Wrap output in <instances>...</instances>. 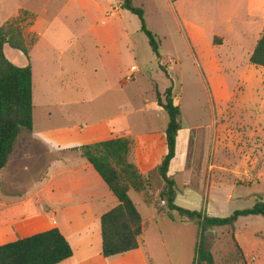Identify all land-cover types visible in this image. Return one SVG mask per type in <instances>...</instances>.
Here are the masks:
<instances>
[{
  "label": "rangeland",
  "instance_id": "374dc122",
  "mask_svg": "<svg viewBox=\"0 0 264 264\" xmlns=\"http://www.w3.org/2000/svg\"><path fill=\"white\" fill-rule=\"evenodd\" d=\"M120 4L121 0H0V26L20 10L36 19L32 30L39 41L29 55L35 131L64 122L84 126L113 116L130 122L134 133L147 127L158 130L168 117L155 104L154 86L163 94L172 83L182 129L177 135L178 161L189 155L190 162V174L175 178L179 188L175 205L218 218L251 208L257 199L241 198L249 191L240 187L247 180L233 170L248 159L243 153L256 141L250 136L258 107L264 123V68L249 62L264 35V0H135L160 43V64L140 32L139 20ZM4 54L15 66L27 64L22 53L9 47ZM58 86L63 87L62 99L85 103L62 109L48 103L47 108L44 102L56 100ZM222 103L228 105V119L220 116ZM188 135L190 147L185 152L183 138ZM216 162H225L226 170H219L223 165ZM206 171H211V179ZM145 174L152 189H160V176L153 170ZM153 191L149 206L141 195L130 193L146 225L143 247L126 258L137 264H193L196 227L178 223L176 213L167 218L166 203L161 206L162 199ZM250 219L237 225L239 237L258 232L253 239L261 247L254 254L260 257L264 218ZM215 233L204 249L215 264H225L234 244L229 230Z\"/></svg>",
  "mask_w": 264,
  "mask_h": 264
},
{
  "label": "crops",
  "instance_id": "0c3cea01",
  "mask_svg": "<svg viewBox=\"0 0 264 264\" xmlns=\"http://www.w3.org/2000/svg\"><path fill=\"white\" fill-rule=\"evenodd\" d=\"M62 91L63 87L58 86L59 94L55 95L56 100L53 98V102H44L46 107L48 103L60 109L85 103V100L82 99H75L73 102L62 99L60 97ZM32 104L34 109L33 86ZM222 105L220 116L223 119H228V105L227 103H222ZM261 105H264V101L261 102ZM157 108L162 109L158 106ZM259 110L258 107L255 112L256 119L252 121L250 136L256 141L243 153V156L248 159H243L242 165L233 171L244 174L247 180V184L240 187H248L249 191L243 193L241 198L252 197L256 200L258 196H261L264 201V138H261L264 136V123L259 120ZM242 116L243 114H241V122L244 124L246 121ZM167 123L168 120L158 130L147 127L142 132L134 133L130 122L117 120L115 116L111 119H100L84 126L68 125L64 122V124L56 125L55 128L46 127L39 131H35L33 121L32 132L19 136L7 167L0 173V246L56 228L69 243L73 253L71 258L60 264H137L132 261L134 259L126 257H131L132 253L143 247L145 230L139 240L137 250L111 258H103L99 247L102 245L100 218L115 208L118 201L84 158L77 153L61 156L60 152L113 139L128 138L133 142L129 153V162L135 165L141 175L150 181L145 173L151 170L156 172L157 166L165 155L163 132ZM190 138V135L183 138L185 152H188L190 147ZM216 140L217 137H215ZM185 157L186 160L178 161L176 151L175 159L169 167L168 174L170 176L176 178L183 172L190 174L188 170L190 167L189 155H185ZM221 163L216 162V164L223 165L222 169H218L224 172L226 170L225 162ZM173 165L176 166L174 170ZM211 167L209 166V168ZM214 168L217 169L216 166ZM207 175L211 179V171H208ZM188 178H192V175H189ZM185 184V186L190 185L189 182H185ZM163 187L164 184L158 190L154 188L153 195L157 196ZM131 192L133 191L129 192V197ZM176 199L177 196L175 201ZM253 217L257 216L238 219L234 239L243 252L245 264H264V254L260 257L258 254H254L256 248L261 247V244L253 239L259 233L252 231L251 234H247L246 238L239 237L237 225L243 221L250 222L249 220H252L250 218ZM142 220L146 225L143 217ZM215 232L205 234L204 245H211L210 240L212 236H215ZM225 234L227 235V232ZM218 242L219 240H216L214 245ZM262 247L264 249V239ZM247 250H251L253 253L248 254ZM99 257L103 259L100 260Z\"/></svg>",
  "mask_w": 264,
  "mask_h": 264
},
{
  "label": "trees",
  "instance_id": "16d2710c",
  "mask_svg": "<svg viewBox=\"0 0 264 264\" xmlns=\"http://www.w3.org/2000/svg\"><path fill=\"white\" fill-rule=\"evenodd\" d=\"M135 0H121L120 8L137 17L140 32L146 37L149 48L160 64V43L157 36L146 26L144 12L134 6ZM35 16L20 10L0 26V173L7 167L19 136L30 134L33 130L32 104V67L29 55L39 41V36L32 30ZM18 51L26 58L27 64L18 67L12 64L4 54V48ZM251 65L264 68V35L257 41L249 57ZM160 71L168 78L164 67ZM173 84L161 94L154 86L155 100L168 117L163 132L165 155L156 168L164 187L159 193L160 199L166 203V217L172 213L178 215L180 224H193L197 230V243L193 264H215L212 254L204 249L207 232L220 228L229 230L233 251L225 260V264H245L242 250L235 243L236 223L241 217L258 216L264 218V203L261 196L255 204L244 210H238L228 217L218 218L207 215L203 211H191L175 205L179 188L174 176H170L169 167L176 156L177 135L181 130L180 109L174 104L172 96ZM163 98V99H162ZM132 140L118 138L99 142L60 152V155L77 153L84 158L104 181L108 189L118 201V205L100 218L101 255L111 258L123 255L139 248V240L145 225L129 192L142 195L146 205L152 203V185L143 177L138 168L129 162ZM154 192V191H153ZM72 249L58 229L18 239L0 246V264H60L72 257ZM151 264V263H149Z\"/></svg>",
  "mask_w": 264,
  "mask_h": 264
},
{
  "label": "built area",
  "instance_id": "2783aa9c",
  "mask_svg": "<svg viewBox=\"0 0 264 264\" xmlns=\"http://www.w3.org/2000/svg\"><path fill=\"white\" fill-rule=\"evenodd\" d=\"M131 70H134V68H132ZM160 204H161V206H164L165 202L163 200H161Z\"/></svg>",
  "mask_w": 264,
  "mask_h": 264
}]
</instances>
